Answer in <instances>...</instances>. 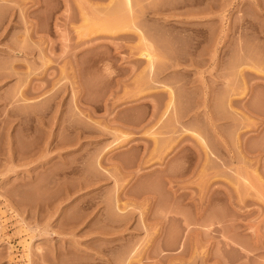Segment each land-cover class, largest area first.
<instances>
[{
  "label": "rangeland",
  "instance_id": "rangeland-1",
  "mask_svg": "<svg viewBox=\"0 0 264 264\" xmlns=\"http://www.w3.org/2000/svg\"><path fill=\"white\" fill-rule=\"evenodd\" d=\"M0 264H264V0H0Z\"/></svg>",
  "mask_w": 264,
  "mask_h": 264
}]
</instances>
